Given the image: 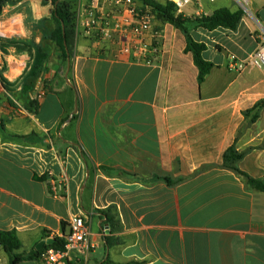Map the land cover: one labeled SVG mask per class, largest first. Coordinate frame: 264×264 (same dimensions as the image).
Listing matches in <instances>:
<instances>
[{
    "label": "crops",
    "instance_id": "obj_1",
    "mask_svg": "<svg viewBox=\"0 0 264 264\" xmlns=\"http://www.w3.org/2000/svg\"><path fill=\"white\" fill-rule=\"evenodd\" d=\"M90 2L77 10L67 62L50 39V3L18 0L0 15V231L15 230L16 253L28 254L80 215L90 249L71 251L68 264H264V192L221 167L234 146L245 152L238 169L264 185V107L255 122L243 115L264 99L255 83L264 73L228 66L258 48L257 32L244 18L235 31H191L212 64L199 84L183 37L159 32V55L137 60L124 41L85 33ZM249 5L264 29V0ZM98 7L112 16L110 0ZM110 205L113 233L94 214ZM0 264H9L1 248Z\"/></svg>",
    "mask_w": 264,
    "mask_h": 264
},
{
    "label": "trees",
    "instance_id": "obj_2",
    "mask_svg": "<svg viewBox=\"0 0 264 264\" xmlns=\"http://www.w3.org/2000/svg\"><path fill=\"white\" fill-rule=\"evenodd\" d=\"M18 0H0V15L10 3ZM142 12L148 15L155 16L158 20L164 23H168L175 29L179 30L185 39V53H191L193 62L198 70L197 81L202 83L206 75L212 68V64L203 59L202 53L206 50V45L202 42L195 41L191 36V31L198 28L212 31L217 28H224L231 31H235L244 18V12L237 10L231 12L226 8H220L212 11L210 14L199 15L194 17H185L184 15L176 13V7L172 2L163 0H133ZM76 0H50L52 6V20L54 23V30L50 34V39L59 48L62 60L67 62L72 55L75 40L77 38L76 23H77V11H74L73 6ZM40 60L37 61L33 68L32 75H35ZM3 88L6 90L8 83L3 77H0ZM35 104V103H34ZM35 106V105H34ZM264 107V100L258 101L253 107L244 112V116L247 117V113L255 112ZM257 118L253 115L252 122ZM0 130L3 131V124L0 122ZM245 152H237L234 146L229 147L223 154L222 168L227 169L235 173V175L241 179L245 184L247 190H256L264 192V185L248 176L245 172L241 171L237 167V163L243 158ZM45 176L36 177V180H43ZM158 179L160 177H157ZM164 183L171 187L181 182L182 180L174 181L168 177H163ZM94 214L102 220V223L109 228V233L116 232L120 229V220L114 205H110L105 209H96ZM64 228L65 224L62 223ZM54 241L50 245L44 246L40 250H33L28 254H17L20 249L21 243L15 230L0 231V248L8 255L9 264H19L24 260L36 259L40 261V257L44 250L52 248L55 250L63 251L65 247L64 238L53 237ZM108 241V239H107ZM109 244V242H108ZM142 262H135L130 264H143ZM104 264H110L106 261Z\"/></svg>",
    "mask_w": 264,
    "mask_h": 264
},
{
    "label": "built area",
    "instance_id": "obj_3",
    "mask_svg": "<svg viewBox=\"0 0 264 264\" xmlns=\"http://www.w3.org/2000/svg\"><path fill=\"white\" fill-rule=\"evenodd\" d=\"M114 16L98 13L99 0H91L85 9V19L80 20V26L85 33L94 34L98 39L124 41L122 52L132 53L137 60L151 62L150 57H157L160 53L161 37L152 28L151 16L139 9L133 0H110ZM176 7V13L184 15V9L190 5L197 6L196 16L205 15L200 0H167ZM213 4L217 0H204ZM240 10L248 12L250 0H232ZM251 16V15H250ZM259 41L258 48L246 61H239L235 56L229 57V69L236 72L243 71L247 66H253L264 73V29L256 33ZM90 225L83 216H74L68 223V232L63 237L65 247L63 251L48 248L40 257L41 264H68L71 251L87 253L90 249Z\"/></svg>",
    "mask_w": 264,
    "mask_h": 264
},
{
    "label": "rangeland",
    "instance_id": "obj_4",
    "mask_svg": "<svg viewBox=\"0 0 264 264\" xmlns=\"http://www.w3.org/2000/svg\"><path fill=\"white\" fill-rule=\"evenodd\" d=\"M36 1H37V5H43V4H47V3L49 4L50 3V0H36ZM88 1L89 0H76L75 4L73 6L74 11H77L79 9V7L82 6V5L83 6L87 5ZM158 1L162 2L163 0H158ZM199 3L201 5L202 9H204V11L206 12V14H210L213 10H215V7H218V6H222V7L226 8V9H228L229 11H233V12L239 10V7L237 6V4L234 1H232V0H218L215 3H213V4H208L206 1L200 0ZM196 10H198L197 6L190 5V6H188V7H186L184 9V13H185L184 16L185 17H194V16H196V14H195ZM248 12L250 14L244 12V19L250 23L251 27L256 32L260 31V26L261 25L258 22L257 16L253 13L251 5L248 6ZM151 22H152V28L154 29V31H156L158 33L159 32L162 33V36L164 35L166 38L170 37V38H172L175 41L181 40L182 37L184 38V36L182 35V33L179 30L175 29L173 26H171L168 23L161 22L160 20H158L153 15L151 16ZM0 35H2V34H0ZM252 76H253V78H255L254 74ZM261 77H262L261 74L256 75L257 79L255 80V83L257 85H259V86H264L259 81L261 79ZM260 100H264V99H259L258 101H260ZM258 101H256L254 104H250V105H255ZM251 103H253V102H251ZM248 104H249V102L246 105H248ZM261 109L256 110L255 112L247 113V117L249 118L250 122H252L251 120L253 118V115H256L258 117L259 111ZM247 110H249V109H247ZM247 110H245V111H247ZM245 111H243V114H244Z\"/></svg>",
    "mask_w": 264,
    "mask_h": 264
},
{
    "label": "water",
    "instance_id": "obj_5",
    "mask_svg": "<svg viewBox=\"0 0 264 264\" xmlns=\"http://www.w3.org/2000/svg\"><path fill=\"white\" fill-rule=\"evenodd\" d=\"M54 241L52 239H47V240H44V241H40L35 249L36 250H40L41 248H43L44 246H47V245H50L51 243H53Z\"/></svg>",
    "mask_w": 264,
    "mask_h": 264
}]
</instances>
